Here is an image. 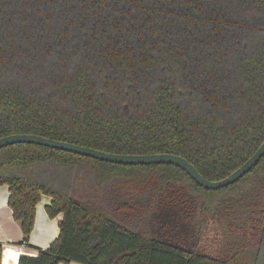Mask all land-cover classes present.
Here are the masks:
<instances>
[{
    "label": "trees",
    "instance_id": "1",
    "mask_svg": "<svg viewBox=\"0 0 264 264\" xmlns=\"http://www.w3.org/2000/svg\"><path fill=\"white\" fill-rule=\"evenodd\" d=\"M10 134L172 153L208 180L228 176L264 140V0H0V137ZM88 168L99 185L135 169L183 184L213 234L183 249L120 220L73 194ZM3 184L21 244L42 194L47 215H62L48 247L17 264H264V155L211 190L172 164L15 143L0 148Z\"/></svg>",
    "mask_w": 264,
    "mask_h": 264
},
{
    "label": "flooded vegetation",
    "instance_id": "2",
    "mask_svg": "<svg viewBox=\"0 0 264 264\" xmlns=\"http://www.w3.org/2000/svg\"><path fill=\"white\" fill-rule=\"evenodd\" d=\"M81 178L79 195L104 201L120 220L144 227L163 242L191 249L214 232L199 209L197 196L183 184L157 180L154 171L135 169L131 177L121 175L101 185Z\"/></svg>",
    "mask_w": 264,
    "mask_h": 264
},
{
    "label": "water",
    "instance_id": "3",
    "mask_svg": "<svg viewBox=\"0 0 264 264\" xmlns=\"http://www.w3.org/2000/svg\"><path fill=\"white\" fill-rule=\"evenodd\" d=\"M15 143H32L46 146L52 149L68 151L77 155H82L97 159L99 161L110 162L122 165H151V164H172L185 171L197 184L205 189L217 190L233 184L248 171H250L264 155V140L256 151L237 169L228 176L219 180H208L204 178L197 169L184 157L172 153L153 154H117L105 152L90 147L81 146L74 143L50 139L35 134H10L0 137V148Z\"/></svg>",
    "mask_w": 264,
    "mask_h": 264
},
{
    "label": "crops",
    "instance_id": "4",
    "mask_svg": "<svg viewBox=\"0 0 264 264\" xmlns=\"http://www.w3.org/2000/svg\"><path fill=\"white\" fill-rule=\"evenodd\" d=\"M8 187L0 185V244L2 252L0 256V264H17L18 257L22 254L35 256L38 248H46L58 236V222L61 214L51 218L45 211V205L51 200L50 196L41 195L40 200L35 207L34 226L28 237L27 245L21 244L23 234L19 223L14 220L12 211L8 206ZM6 246H11L13 256L3 258ZM66 264V263H59ZM68 264H81L70 262Z\"/></svg>",
    "mask_w": 264,
    "mask_h": 264
},
{
    "label": "rangeland",
    "instance_id": "5",
    "mask_svg": "<svg viewBox=\"0 0 264 264\" xmlns=\"http://www.w3.org/2000/svg\"><path fill=\"white\" fill-rule=\"evenodd\" d=\"M78 171V175L80 174L81 176H78V179L76 180V183H75V189L73 190V194H75L76 196H78V197H81V198H83V196L82 195H79V193H81L80 192V188H78L77 189V187H78V184H79V181L80 180H82V178L81 177H83V176H86L87 177V179H88V183H90V182H93L92 180H93V172L91 171V169H85V170H83V169H80V170H77ZM189 190V189H188ZM190 191V190H189ZM191 192V191H190ZM191 193H193V192H191ZM92 199V197H88L87 199ZM140 230H143V231H146V229L144 228V227H142V226H140L139 225V227H138Z\"/></svg>",
    "mask_w": 264,
    "mask_h": 264
},
{
    "label": "bare ground",
    "instance_id": "6",
    "mask_svg": "<svg viewBox=\"0 0 264 264\" xmlns=\"http://www.w3.org/2000/svg\"><path fill=\"white\" fill-rule=\"evenodd\" d=\"M14 249L11 248V246H6L5 250H4V254H3V258H5L6 256H13L14 254H12Z\"/></svg>",
    "mask_w": 264,
    "mask_h": 264
}]
</instances>
